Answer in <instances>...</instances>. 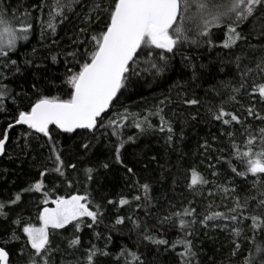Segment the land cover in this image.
Returning a JSON list of instances; mask_svg holds the SVG:
<instances>
[{
	"label": "snow or ice",
	"instance_id": "obj_1",
	"mask_svg": "<svg viewBox=\"0 0 264 264\" xmlns=\"http://www.w3.org/2000/svg\"><path fill=\"white\" fill-rule=\"evenodd\" d=\"M77 3L78 0H52L47 5V30L53 36L57 32V19L62 23L68 12L75 11ZM258 8L264 9V0H98L87 14L86 22L97 23L99 26L91 31L81 27L79 32L84 35L73 40L76 47L62 53L66 65L71 66L66 68L59 82L49 80L43 87L33 84L34 98L28 97L30 103L26 108H21V92L10 87L9 72L13 75L21 72L17 60L12 56L18 52L21 42L29 41L33 23L29 12L0 6V113H9L10 107L15 109L9 122L0 131V156L6 154L10 133L19 126L23 130L16 141L17 145L26 149L30 141L40 142L41 147H47L51 163L50 169L40 171L39 178L22 190L26 193H38L42 197L38 200L37 207L39 226L20 214L21 193L7 201H0V220L13 225L9 238L0 242V264H12L11 252L6 247L11 242L19 245L17 254L22 264H55L54 258L61 249L53 245V235L70 232L67 249L79 251L83 245L78 233L84 227L94 228L104 216L106 209L94 203L87 186L83 194L76 191L70 195H58V185L53 184L49 188L46 184L45 177L53 173L63 178L61 182L66 183L68 188L75 186L74 180L77 184L79 182L75 177L69 179L67 168L77 170V166L74 163L65 166L62 148L58 147L59 134L90 137L82 145L85 150H90L93 146L92 140L98 141V132L115 137L114 157L117 163L122 164L121 150L126 143H135V137H124L123 129L129 118L141 133L153 128L147 117L140 120L138 116L128 113L127 109L124 113H116L115 119L111 118L110 109L115 107V103H119V98L130 84L145 76H162L170 69L171 62L177 55L189 62L187 66L193 68L192 79L195 81L199 77L191 63L192 57L185 55L183 49L199 48L202 45L215 47L212 40L215 29L224 31L220 47L228 50L236 48L241 40L247 39L239 30L241 25L253 17ZM41 35L43 37L44 33ZM53 43L56 41L53 40ZM52 60L56 62L57 55H53ZM234 62L239 80L236 83H221V87L228 93L227 100L239 103L237 96L247 94L254 101L245 109L247 117L264 123V115L255 107V102L264 107V55L256 61L254 67L244 64L240 56ZM29 63L31 61L25 60V64ZM212 90L216 91L215 87ZM183 102L189 106L200 104L196 98H185ZM149 115L159 116V131L167 130V139L172 141L174 130L171 123L165 120L163 109L150 112ZM212 118L229 128L234 123L239 124L245 138L242 148L235 141V133L226 132L230 138V159L220 155L214 159L217 163L227 164L235 176L245 180L250 176L254 178V186L264 188V127L253 131L247 119L242 120L236 112L226 109L223 103L212 112ZM20 140H23V145H20ZM203 147L208 149L209 146L205 144ZM218 151L224 152L226 149ZM103 167L107 168L108 165L104 164ZM209 167L213 168L212 176L219 175L215 165L209 164ZM83 171L85 180L91 181L94 169L89 167ZM127 172L135 175L131 167H127ZM209 183L196 168L191 169L189 188L203 187ZM133 186L138 194L132 196L131 200L120 196L118 200L109 199L107 204L113 205L119 212L121 208L131 206L132 201H149V184H141L136 180ZM228 191L229 189H224L225 193ZM230 191L235 193L236 188L233 186ZM209 195L212 193L209 192ZM136 206L140 207L139 204ZM229 212L231 215L212 212L201 223L207 226V221L218 218L226 222L250 221L249 227L253 232L250 242L254 243L255 254L246 257L244 264H264V191H261V198L256 206L251 208L247 199L241 203L240 197L236 196ZM195 213L194 208H185L183 212L163 217L161 222L171 221L179 229L185 230L195 221H187L184 217L194 216ZM125 219L124 216L117 215L115 225L124 224ZM127 219L133 222L134 227H140L132 216ZM232 232L236 237L241 235L239 227L233 228ZM95 235L99 237L98 232ZM186 235L190 236L192 233L186 232ZM144 239L154 245L169 246L168 240L154 238L147 233ZM233 243L235 255L241 251V245L236 241ZM178 246L183 248L179 253L182 258L180 264H193L196 252L191 240L183 239L171 244L172 249ZM108 255V251L93 244L83 248V259L77 260L76 264H97L98 256ZM120 257H125L124 264H145L139 255L128 249H123L116 257L117 264Z\"/></svg>",
	"mask_w": 264,
	"mask_h": 264
},
{
	"label": "trees",
	"instance_id": "obj_2",
	"mask_svg": "<svg viewBox=\"0 0 264 264\" xmlns=\"http://www.w3.org/2000/svg\"><path fill=\"white\" fill-rule=\"evenodd\" d=\"M96 2L98 0H78L75 11L68 12L62 23L57 19V32L53 36L47 30V5L52 0H0V6L29 12L33 23L29 41L21 42L18 52L12 56L17 60L21 72L15 75L9 72L10 87L21 92V108H26L30 103L28 97L34 98L33 84L43 87L49 80L59 82L66 68L71 66L66 65L62 53L76 47L73 40L84 35L79 32L81 27L91 31L99 26L97 23L86 22V16ZM239 30L247 39L241 40L234 49L228 50L219 46L224 36L221 29L213 31L215 47L202 45L199 48L183 49L185 55L192 57L191 63L199 77L195 81L192 79L193 68L187 66L189 62L177 55L172 60L170 69L162 76L149 75L134 80L119 98V103L114 102L115 107L110 109L111 118L115 119L116 113H124L127 109L128 113L138 116L140 120L147 117L153 125V128L141 133L133 126L131 117L129 118L123 129L124 137H135V143H126L121 150L122 164L117 163L114 157L115 137L98 132V141L92 140L93 146L90 150H85L82 145L90 137L59 134L58 147L62 148L65 166L74 163L79 170L77 172L67 168L69 179L75 177L79 182L77 184L74 180L75 186L68 188L66 183L61 182L63 178L54 173L45 177V182L49 188L53 184L58 185V195H70L76 191L83 194L87 186L94 203L106 209L101 221L94 228L84 227L78 233L83 248L94 244L109 252L108 256H98L97 264H117L116 257L123 249L135 252L145 264H180L182 258L179 253L183 248L178 246L172 249L171 244L183 239L192 242L196 252L193 264H244L246 257L255 254L254 243L250 242L253 236L249 227L250 221L226 222L218 218L207 221V226L201 223L212 212L231 215L229 209L233 207L236 196L240 197L241 203L247 199L249 207H255L261 198V191H264L261 186L253 185L254 178L249 176L245 180L237 177L227 164L217 163L214 159L218 155L230 159V138L226 132H234L235 141L242 148L245 139L239 124L234 123L229 128L212 118V112L221 103L229 111L236 112L242 120L247 119L253 131L264 127L261 121L247 117L245 109L254 102L251 97L241 94L237 96L240 102L234 103L227 100L228 93L221 87L222 82L236 83L239 80L234 62L237 56L242 58L244 64L254 67L256 61L264 55V9L258 8L256 14L241 25ZM53 55H57L56 62L52 60ZM25 60L31 63L25 64ZM214 87L216 91L212 90ZM185 98H196L200 104L189 106L183 102ZM255 107L264 115V107L259 102H255ZM160 108L163 109L165 120L173 127L172 141L167 139V130L159 131V116L149 115ZM14 112L15 109L10 107L9 113H0V131ZM166 127L167 125L165 129ZM22 130L19 126L12 130L6 154L0 158V201H7L21 193L20 214L39 226L37 207L38 200L42 197L38 193H26L22 190L39 178L40 171L50 169L51 163L48 160L47 147H41L40 142L30 141L26 149L17 145L16 141ZM103 131L102 129L101 132ZM205 144L209 146L208 149L203 147ZM20 145H23V140H20ZM221 148L226 151L219 152L218 149ZM104 164L108 167H103ZM209 164L216 166L218 176L211 175L213 168ZM89 167L94 169L93 179L86 181L83 169ZM127 167H131L135 175L128 173ZM193 168L210 181L207 186L189 188L190 171ZM136 180L141 184H149V201H132L131 206H125L119 212L113 205L107 204L109 199L118 200L120 196L131 200L132 196L138 194L133 186ZM233 186L236 188L235 193L230 191ZM225 188L229 189L228 193L224 192ZM185 208L196 210L194 216L184 217L187 221H195L187 229L181 230L171 221L161 222L163 217L183 212ZM117 215L126 218L124 224L115 225ZM128 216L137 220L140 227H134L133 222L127 219ZM235 227L241 230L239 237L233 235L232 230ZM12 228L10 223L0 220V242L9 238ZM96 232L99 237L95 235ZM186 232H191L192 235L187 236ZM145 233L154 238L168 240L169 246L152 244L144 239ZM70 236V232H64L51 237L53 245L61 249L54 258L55 264H76L77 260L83 259V248L76 252L67 249V238ZM234 241L241 245V251L235 255ZM6 247L11 252L12 264H22L17 254L19 245L11 242ZM124 262L125 257H120L119 264Z\"/></svg>",
	"mask_w": 264,
	"mask_h": 264
},
{
	"label": "water",
	"instance_id": "obj_3",
	"mask_svg": "<svg viewBox=\"0 0 264 264\" xmlns=\"http://www.w3.org/2000/svg\"><path fill=\"white\" fill-rule=\"evenodd\" d=\"M2 156H0V158H1Z\"/></svg>",
	"mask_w": 264,
	"mask_h": 264
}]
</instances>
